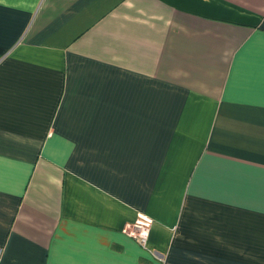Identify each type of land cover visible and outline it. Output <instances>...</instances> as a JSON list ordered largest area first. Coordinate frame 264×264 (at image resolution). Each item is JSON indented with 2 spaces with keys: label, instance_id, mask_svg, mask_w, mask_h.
<instances>
[{
  "label": "crops",
  "instance_id": "0c3cea01",
  "mask_svg": "<svg viewBox=\"0 0 264 264\" xmlns=\"http://www.w3.org/2000/svg\"><path fill=\"white\" fill-rule=\"evenodd\" d=\"M0 247L264 264V0H0Z\"/></svg>",
  "mask_w": 264,
  "mask_h": 264
},
{
  "label": "built area",
  "instance_id": "2783aa9c",
  "mask_svg": "<svg viewBox=\"0 0 264 264\" xmlns=\"http://www.w3.org/2000/svg\"><path fill=\"white\" fill-rule=\"evenodd\" d=\"M153 219L142 212H139L133 222H128L124 226L130 237H132L142 248L148 249V238ZM2 248L0 247V259Z\"/></svg>",
  "mask_w": 264,
  "mask_h": 264
}]
</instances>
